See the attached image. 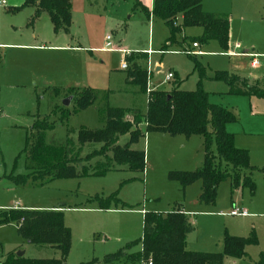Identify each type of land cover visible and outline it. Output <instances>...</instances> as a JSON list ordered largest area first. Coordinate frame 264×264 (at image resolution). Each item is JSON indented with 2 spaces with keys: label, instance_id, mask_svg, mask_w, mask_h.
<instances>
[{
  "label": "rangeland",
  "instance_id": "1",
  "mask_svg": "<svg viewBox=\"0 0 264 264\" xmlns=\"http://www.w3.org/2000/svg\"><path fill=\"white\" fill-rule=\"evenodd\" d=\"M139 1L147 6L149 0ZM2 2L1 43L32 44L39 43L41 36L57 35L52 41L45 38L44 44H66L70 48L58 51L0 49V209L13 206L19 209L63 208V222L71 234L65 257L67 264L92 259L98 260L99 264H141L127 257L110 263H104L103 259L125 247L128 255L141 249L143 212L164 214L178 208L188 212L192 225V230L185 236L184 249L219 253L222 252L225 235L253 236L255 242L245 246L242 257H226L224 264H258L264 253V182L259 171H254L252 176L255 185L252 194L247 187L231 189L230 180L226 178L218 184L212 204L198 201L200 181L183 186L169 176L171 171L201 169L205 150L200 135L185 137L146 133L131 146L144 151L142 172L120 167L103 175L79 178L50 179L48 176L30 175L26 153L21 152L25 136L36 120H43L50 126L45 130V141L60 144L68 135L76 140L77 131L82 128H103L108 107L130 108L145 113L147 93L128 80L127 70L132 65L130 56L147 52V49L153 50L152 54L136 58L134 62L146 70V88L169 90L176 85L181 90H193L200 81L202 89L208 93L209 103L234 115L235 119L226 125L227 131L233 134L234 146L238 140V144L255 146L251 148L258 150L259 142L255 141L263 139L261 135L242 136L239 132L243 129L254 132L262 127L264 98L231 91L229 85L211 79L217 71H228L252 82V78L247 77L251 58L245 54L230 56L212 40L192 48V40L202 33L198 27L185 28L175 35L174 40L167 41L170 32L164 22L154 16L147 17L141 8H134V0H70L69 31L57 34L52 31L46 12H42L30 25L32 7L10 11L12 6H20L24 0ZM202 9L230 14L231 29L242 27L239 37L244 42L239 51L248 50L251 55L256 53L255 59L262 67L264 0H203ZM240 12H244L241 22L238 21ZM250 28L256 32L245 35L246 30L252 31ZM32 35L41 36L33 41ZM106 36L109 37L107 48L110 50L98 49L106 46ZM237 36L230 35L229 42ZM118 48L127 54L122 56ZM197 49L201 51L200 55L186 52ZM25 56L29 57L28 66L37 75L35 85L14 74L22 66L19 60ZM192 56L204 67L205 78L200 79L193 69ZM34 57L39 63H31ZM122 62L126 63L124 69ZM155 63L161 66L158 71H155ZM168 72L173 74V78L166 81ZM258 76L261 81L259 87L262 88L264 67ZM52 77H59L57 83L47 86L43 80ZM68 89L73 90L68 92ZM88 90L94 94L92 105L77 106L78 100L85 97ZM68 96L72 99L69 105L64 106L62 101ZM240 138L255 141L240 143ZM127 140V134L121 135L117 143L122 145ZM99 147L97 143H85L81 156ZM239 148L248 151L246 147ZM211 150L215 152L214 144ZM94 161L90 162L91 166L95 165ZM95 196L107 200L109 207L100 208ZM234 207L245 210L246 215H229ZM17 251H22L27 258L59 257V252L51 247L22 239L14 223L0 224V260L9 252Z\"/></svg>",
  "mask_w": 264,
  "mask_h": 264
},
{
  "label": "trees",
  "instance_id": "2",
  "mask_svg": "<svg viewBox=\"0 0 264 264\" xmlns=\"http://www.w3.org/2000/svg\"><path fill=\"white\" fill-rule=\"evenodd\" d=\"M202 0H152L148 9L139 0H134V8H141L147 17L160 18L169 29L167 41L185 28H201V35L192 42L208 43L216 41L224 51L229 49L230 22L228 17L213 12H206L201 6ZM32 7L34 12L30 23L42 12H46L52 24L53 32H67L71 24L70 0H24L14 8L19 11ZM162 51V50H161ZM196 55V54H192ZM146 52L136 53L129 58L132 63L127 70L128 80L147 93L145 113L130 108L108 107L106 123L101 129H80L77 138L66 137L60 144L45 141V130L50 128L47 122L34 121L31 131L25 136L21 152L26 153L27 168L30 175L50 179L103 175L107 171L126 167L130 171L142 172L145 167L143 150L133 149L146 133L157 132L163 135H183L203 137L204 161L196 171H171L169 176L183 186L200 181L198 201L204 204L215 202L218 184L229 178L230 188L247 187L253 193L255 185L251 173L257 169L250 163L249 153L234 146L233 134L227 131V123L235 119L229 111L208 101V93L202 89L200 81L193 90H181L175 85L169 90L147 91L146 70L135 62L136 58H145ZM193 69L200 79L205 78V69L192 56ZM214 81L224 82L231 91L264 98V87L259 83L248 84L245 78L228 71H217L211 77ZM176 83V82H175ZM73 89H68L71 92ZM87 91L84 89V92ZM67 92V93H68ZM78 100L77 106L86 107L93 103L94 94L88 93ZM130 119H127V117ZM128 135V140L117 143L121 135ZM85 143L100 144L99 149L81 156ZM214 144L215 152L211 150ZM95 159V165L90 162ZM98 206L109 207L107 200L94 197ZM14 223L17 233L28 243L50 246L59 252L57 258H27L9 252L0 264H67L65 257L70 247L71 234L63 222V212L57 209L9 208L0 209V224ZM192 230L188 216L179 208L164 214L147 212L143 214L141 249L127 254L125 248L107 254L103 262L110 263L127 257L140 261L141 264H224L226 257L240 258L245 253V246L255 242L253 236L239 237L225 235L222 240V252H200L184 249L186 234ZM130 244H133L130 243ZM129 247V246H128ZM264 261V253L261 260ZM77 264H99L92 259Z\"/></svg>",
  "mask_w": 264,
  "mask_h": 264
},
{
  "label": "crops",
  "instance_id": "3",
  "mask_svg": "<svg viewBox=\"0 0 264 264\" xmlns=\"http://www.w3.org/2000/svg\"><path fill=\"white\" fill-rule=\"evenodd\" d=\"M203 1V0H202ZM201 6H202V3H201ZM148 9H151V7H152V0H149L148 1V4H147V6H146ZM1 8V7H0ZM14 8L15 7H11L10 8V11L11 12H16L15 10H14ZM33 12H34V10H33ZM244 12H240V17L238 18V21L239 22H241L244 18V14H243ZM42 14V13H41ZM40 14V15H41ZM217 14H221V13H217ZM39 15V16H40ZM221 15H224V16H226V17H228V19H229V22H230V33H229V38H230V35H238L236 38H232V41L231 42H229V49H228V51H227V53H228V55H230V56H234V57H239V56H249L250 58H251V61H250V63H249V73H248V75L249 76H247V77H249V78H252V82H249V79H247V78H245V77H242V78H245L246 80H247V82H248V84H250V85H252V84H255V83H260L261 81H259L260 80V76H258L259 75V72H261V69H262V67H264V64L262 65V67H261V65L259 64V62H257L255 65H253L252 64V61L253 60H255V61H257L256 59H255V56L257 55L256 53L254 54L253 53V55H251L252 53H250V52H248V50H241V51H239V49L240 48H242L243 46V40L239 37V35H241V31H239V30H241L242 29V27L241 28H239V29H236V28H233V29H231V23H232V20H231V17H230V14H227V13H223V14H221ZM38 16V17H39ZM48 16V15H47ZM151 17V15L149 16V18ZM34 21V20H33ZM50 21V20H49ZM51 23V22H50ZM30 25H32V23H29ZM51 27H52V24H51ZM252 31H250L249 32V30H246V31H248L245 35H248V33H255L256 31H254L253 30V28H250ZM231 30H232V33H231ZM52 31H53V28H52ZM69 31V30H68ZM67 31V32H68ZM59 32H64V31H59ZM59 32H57V33H59ZM67 32H64V33H67ZM57 33H55V34H57ZM41 35H32V38H34L33 39V41H36V39L38 38V37H40ZM54 36L56 37L57 35H51V37L49 36V35H46V36H41L42 38V40H40V42L39 43H36V42H34V43H32V44H29V43H16V44H11V43H8V42H0V49L1 48H5L4 50H6V49H8V48H10V49H17V50H33V51H41V50H48V51H52V50H63V49H68V48H70L68 45H59V44H53V45H49V46H46L45 44H44V41H45V38H48V39H50V41H52L53 40V38H54ZM44 38V39H43ZM44 40V41H43ZM108 41H106L105 40V43L104 44H106ZM199 47V46H198ZM104 48V47H103ZM103 48H98V49H103ZM148 50H151V49H147V51ZM197 50H199V49H197ZM151 51H153V50H151ZM147 53V52H146ZM152 54V53H151ZM240 54H245V55H240ZM148 55V54H147ZM263 55H264V53H263ZM123 56V55H122ZM148 56H150V54L148 55ZM24 59H21V60H19V62L22 64V66H20V68H19V70H16L15 72H14V74L16 75V76H18L19 78H25V79H28L29 81H31V83L33 84V85H35V78L37 77V75H35V73L34 72H32L33 70V68L32 67H30V66H28L29 64H28V58L29 57H27V56H25V57H23ZM31 63H39V60H37L35 57H34V59H31ZM161 65V64H160ZM244 66V65H243ZM242 66V68H244ZM158 67V70L159 69H161V66H159L157 63H155V71H158V70H156V68ZM251 71V72H250ZM261 76H263V73L261 74ZM59 78V77H58ZM57 77H52V79H46V80H43L44 81V83H46L47 84V86H54L56 83H57V79H58ZM53 79H55V80H53ZM52 84V85H51ZM264 84V83H263ZM264 87V86H263ZM258 96V95H257ZM92 105V104H91ZM261 120H262V127L261 128H259V130H255L254 132H248L247 130H242L241 132H239V134L240 135H242V136H252V135H261L262 137H263V139H261V140H257V141H255V139H244V141H247L248 143L249 142H253V141H255V143L257 142H259L258 143V150L257 149H253V148H251V147H255V146H245V145H243V144H238V140H237V142H236V147L237 148H239V147H246V149L248 148V153H249V158H250V163H251V165H253L254 167H256L257 169H261V168H264V113L261 115ZM237 134H235L234 133V136H236ZM251 138V137H250ZM234 139H235V137H234ZM239 141H240V143H242V142H244L241 138L239 139ZM245 143V142H244ZM260 148V149H259ZM254 171H259V170H254ZM254 171L251 173V177L253 176V173H254ZM260 172V171H259ZM261 173V175H262V178H263V174H262V172H260ZM263 182H264V179H263ZM252 194V193H251ZM199 195V194H198ZM12 208H16L15 206H13ZM51 208H53V209H57V210H61L62 212H63V208H61V207H51ZM181 211H183L186 215L188 214V212L187 211H184L182 208H179ZM232 210V209H231ZM143 214H144V212H143ZM229 215H231L230 214V212H229ZM188 216V215H187ZM231 216H233V215H231ZM241 216H244V215H241ZM189 218V217H188ZM47 247H50V246H47ZM52 248V247H51ZM54 249V248H53ZM56 250V249H55ZM190 251H192V250H190ZM1 261V260H0ZM224 261H225V259H224Z\"/></svg>",
  "mask_w": 264,
  "mask_h": 264
},
{
  "label": "built area",
  "instance_id": "4",
  "mask_svg": "<svg viewBox=\"0 0 264 264\" xmlns=\"http://www.w3.org/2000/svg\"><path fill=\"white\" fill-rule=\"evenodd\" d=\"M3 2L2 0H0V7L2 6ZM105 39L108 41L109 40V37L106 36ZM107 45H108V42L106 43V46L103 48L105 50H110V48H107ZM191 46L192 48H198L199 44L197 42H192L191 43ZM119 51H121L123 53V56H125L127 54V51L123 50V49H119ZM194 52H189V51H186L187 53H194V54H197V55H200L201 54V51L200 50H193ZM152 51L151 50H148L147 51V54H151ZM257 63V61L253 60L252 61V64L255 65ZM121 67L124 69L126 67V63L125 62H122L121 63ZM171 78H173V74L171 72H168L166 75H165V80L168 81L170 80ZM147 91H150V89L147 88ZM230 214L231 215H246V212L245 210L243 209H239L237 207H234L231 211H230ZM147 264H151L150 261H148Z\"/></svg>",
  "mask_w": 264,
  "mask_h": 264
},
{
  "label": "water",
  "instance_id": "5",
  "mask_svg": "<svg viewBox=\"0 0 264 264\" xmlns=\"http://www.w3.org/2000/svg\"><path fill=\"white\" fill-rule=\"evenodd\" d=\"M156 70H158V67L156 68ZM71 99H72L71 96L66 97L65 99H63L62 104H63L64 106L69 105ZM15 254H16L17 256H21V255H23V252H22V251H17Z\"/></svg>",
  "mask_w": 264,
  "mask_h": 264
}]
</instances>
